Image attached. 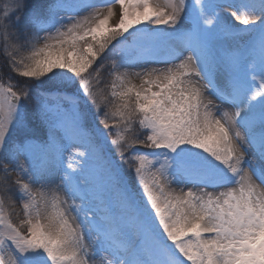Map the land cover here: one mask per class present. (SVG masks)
Listing matches in <instances>:
<instances>
[{
	"label": "snow or ice",
	"instance_id": "6c2138e0",
	"mask_svg": "<svg viewBox=\"0 0 264 264\" xmlns=\"http://www.w3.org/2000/svg\"><path fill=\"white\" fill-rule=\"evenodd\" d=\"M0 264H264V0H0Z\"/></svg>",
	"mask_w": 264,
	"mask_h": 264
},
{
	"label": "trees",
	"instance_id": "16d2710c",
	"mask_svg": "<svg viewBox=\"0 0 264 264\" xmlns=\"http://www.w3.org/2000/svg\"><path fill=\"white\" fill-rule=\"evenodd\" d=\"M135 127V129H136V131L137 132H139V126L138 125H136V126H134ZM134 133H128V135H133ZM112 137L111 136H109V139H111ZM20 209H19V205L17 206V209H16V211H19Z\"/></svg>",
	"mask_w": 264,
	"mask_h": 264
},
{
	"label": "rangeland",
	"instance_id": "374dc122",
	"mask_svg": "<svg viewBox=\"0 0 264 264\" xmlns=\"http://www.w3.org/2000/svg\"><path fill=\"white\" fill-rule=\"evenodd\" d=\"M117 8H118V6H117ZM231 10H232L231 8H228V9L225 10V12H230ZM236 23L239 24L238 21H237ZM134 83L139 84L140 81H139V80H135ZM173 187H175V185H173ZM178 190H179V189H177V191H178Z\"/></svg>",
	"mask_w": 264,
	"mask_h": 264
},
{
	"label": "bare ground",
	"instance_id": "6f19581e",
	"mask_svg": "<svg viewBox=\"0 0 264 264\" xmlns=\"http://www.w3.org/2000/svg\"><path fill=\"white\" fill-rule=\"evenodd\" d=\"M117 10H118V8H117Z\"/></svg>",
	"mask_w": 264,
	"mask_h": 264
}]
</instances>
